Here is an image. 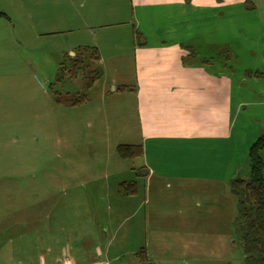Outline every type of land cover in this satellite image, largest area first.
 Listing matches in <instances>:
<instances>
[{"label":"rangeland","instance_id":"obj_1","mask_svg":"<svg viewBox=\"0 0 264 264\" xmlns=\"http://www.w3.org/2000/svg\"><path fill=\"white\" fill-rule=\"evenodd\" d=\"M250 12L236 16L234 24L230 17V30L239 37L232 44L238 58L209 61V77L230 81L224 92L226 123L222 116H209L194 144H177L187 147L181 152L185 161L177 162L193 168L196 161L195 175L201 174L194 184L186 181L193 170L190 176L180 173L186 183L179 184V164L146 174L139 156L117 151L118 143L137 141L143 126L130 49L113 64L99 60L102 74L87 84L83 70L60 79L57 71L60 61L68 64L70 48L91 45L80 41L95 38L97 24L69 25L19 41L21 63L31 70L11 79L10 72L0 74V244L6 251L12 238L22 253L35 242L38 249L49 245L55 255L66 242L72 258L87 259L101 250L98 259L112 264H241L230 180L248 176V145L264 130V68L255 66L263 57H256L254 43L262 38L254 33ZM134 39L141 41L140 35ZM89 62L92 68L95 63ZM110 79H126L127 88L112 86ZM83 92L82 101H68ZM224 123L226 134H218ZM202 131L216 135L201 139ZM259 155L264 178V146ZM123 180L136 181L135 193L119 190Z\"/></svg>","mask_w":264,"mask_h":264},{"label":"crops","instance_id":"obj_2","mask_svg":"<svg viewBox=\"0 0 264 264\" xmlns=\"http://www.w3.org/2000/svg\"><path fill=\"white\" fill-rule=\"evenodd\" d=\"M76 1L80 4L76 5ZM0 9L7 14L0 16V74L10 72L7 79L31 70L27 62L21 63L18 42L61 30L56 28L76 25L89 29L97 24L100 28L96 37L80 43L96 46L104 66L111 59L113 64L130 49L138 73L133 90L138 95L143 124L139 139L134 142L142 146L138 155L141 166L148 174L156 169L163 173L179 164V184L186 183L180 173L190 176L193 170L192 178L186 180L193 184L201 173L195 175V160L193 168L176 161L183 160L181 152L187 153L186 145L180 148L177 144H194L198 129L209 123V116H222L226 123L224 92L230 91V81L227 77H209L213 74L209 72V61L217 57L226 63L238 58L232 44L239 37L230 30V17L234 24L236 16H246L247 9L253 16L250 20L254 33L262 38L254 42L259 44L256 57H263L255 65L256 70L264 68V0H0ZM238 28L242 32L246 23ZM135 30L140 32V42L134 39ZM69 50L70 54L75 51ZM3 81L0 79V83ZM108 82L112 86L117 82L126 84V88L128 85L126 79ZM198 121L203 123L190 128L191 123ZM225 123L218 134H226ZM214 133L202 131L199 138H211ZM10 240L13 244L8 251L5 244H0V264H112L98 259L101 250L90 258L77 260L70 257L66 242H61L52 255L47 244L38 249L34 242V247L29 244L22 253L20 243Z\"/></svg>","mask_w":264,"mask_h":264},{"label":"trees","instance_id":"obj_3","mask_svg":"<svg viewBox=\"0 0 264 264\" xmlns=\"http://www.w3.org/2000/svg\"><path fill=\"white\" fill-rule=\"evenodd\" d=\"M0 16L7 14L0 9ZM135 30V34H139ZM88 52V54L83 55ZM95 65L91 68L90 62ZM100 56L96 46L80 45L68 59L60 61L57 78L67 74L70 77L83 70L85 71L87 84L92 79L102 74ZM260 73V72H259ZM118 89L126 88V84H120ZM86 92L73 93L68 97L70 103H78L85 99ZM264 146V130L248 145L247 155L249 159V174L247 177H234L230 180V188L235 196L236 215L233 218V229L236 239L241 245V264H264V178L262 175L263 161L259 150ZM117 151L123 157L138 156L142 153L140 143H118ZM119 190L124 194H133L137 187L136 181H121ZM143 251V250H142Z\"/></svg>","mask_w":264,"mask_h":264}]
</instances>
